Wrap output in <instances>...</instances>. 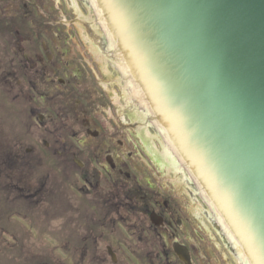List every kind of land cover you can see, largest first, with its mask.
<instances>
[{
  "label": "flooded vegetation",
  "instance_id": "af4514ba",
  "mask_svg": "<svg viewBox=\"0 0 264 264\" xmlns=\"http://www.w3.org/2000/svg\"><path fill=\"white\" fill-rule=\"evenodd\" d=\"M86 5L0 0V264H217Z\"/></svg>",
  "mask_w": 264,
  "mask_h": 264
},
{
  "label": "water",
  "instance_id": "95a60500",
  "mask_svg": "<svg viewBox=\"0 0 264 264\" xmlns=\"http://www.w3.org/2000/svg\"><path fill=\"white\" fill-rule=\"evenodd\" d=\"M93 2L123 41L136 100L158 112L181 157H194L181 169L203 181L190 180L210 217L203 192L233 230L217 228L224 241L243 244L247 264H264V0Z\"/></svg>",
  "mask_w": 264,
  "mask_h": 264
},
{
  "label": "rangeland",
  "instance_id": "374dc122",
  "mask_svg": "<svg viewBox=\"0 0 264 264\" xmlns=\"http://www.w3.org/2000/svg\"><path fill=\"white\" fill-rule=\"evenodd\" d=\"M86 6H87L86 10H83V13H85V15L87 17H89L91 19V21H94L96 16H95V12L93 10L92 4L89 2V3H87ZM93 23H94V26L97 27L95 22H93ZM115 75H116L115 79L118 80L119 79V77H118L119 75L118 74H115ZM117 93H118V91H117ZM119 97H121L122 100L117 101V107L124 109V108H129L130 106H133V107L136 108L134 112L137 114V118H138L139 124L142 125V128L139 129L141 137L145 138V139H148L150 141L149 144H151L153 148H155V146H154V142H152V141H155L156 139H158L160 144H159L158 148L155 149V151L157 153H162L163 150L165 149V147H164L165 143L162 140V138L160 136H157L155 134V132H153V131H151L149 134L148 133H146V134L144 133V132H147V131H145V129L147 127L146 124H148V121L145 120L144 114H143V112H141V108L138 105V103L132 105L131 101H130V94L126 95L124 93L123 89H122L121 92H119L118 98ZM133 103H134V101H133ZM177 169L180 171L182 176L184 175V177H186L185 173L183 172V170L181 169V167L179 165H178ZM176 170H174V173H170V177L172 178V181H174V182H176V179L178 177V174H177ZM185 187H186V191L187 192L190 190L191 192L196 194V192H195L194 188L192 187V185H191V187H189L187 185V183H185ZM200 204H201L200 209H202L201 210V227H202V236H203V244H204V246L207 249L212 248L214 251L218 252L219 256H218V259H217V264H237V262H236L234 256L232 255L229 247L227 246L226 242L225 241L223 242L224 239L221 236V234L218 231V229H215L213 227L214 225H211L209 223V220H211V217L208 214L207 210L205 209L204 205L202 204L201 200H200ZM204 211L207 212L206 215L204 214Z\"/></svg>",
  "mask_w": 264,
  "mask_h": 264
}]
</instances>
